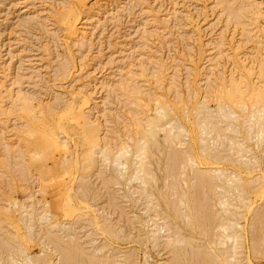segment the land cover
<instances>
[{
    "label": "rangeland",
    "instance_id": "obj_1",
    "mask_svg": "<svg viewBox=\"0 0 264 264\" xmlns=\"http://www.w3.org/2000/svg\"><path fill=\"white\" fill-rule=\"evenodd\" d=\"M0 264H264V0H0Z\"/></svg>",
    "mask_w": 264,
    "mask_h": 264
},
{
    "label": "bare ground",
    "instance_id": "obj_2",
    "mask_svg": "<svg viewBox=\"0 0 264 264\" xmlns=\"http://www.w3.org/2000/svg\"><path fill=\"white\" fill-rule=\"evenodd\" d=\"M177 157H178V159L180 158L178 155H177ZM200 191V190H199ZM212 222V221H211ZM194 254V253H193ZM68 260H69V258H68ZM64 263V262H63Z\"/></svg>",
    "mask_w": 264,
    "mask_h": 264
}]
</instances>
